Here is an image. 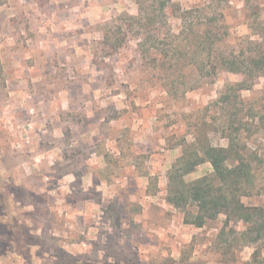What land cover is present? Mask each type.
Segmentation results:
<instances>
[{"label": "rangeland", "instance_id": "374dc122", "mask_svg": "<svg viewBox=\"0 0 264 264\" xmlns=\"http://www.w3.org/2000/svg\"><path fill=\"white\" fill-rule=\"evenodd\" d=\"M138 1L0 0V264H264L167 200L195 139L264 159V0Z\"/></svg>", "mask_w": 264, "mask_h": 264}, {"label": "trees", "instance_id": "16d2710c", "mask_svg": "<svg viewBox=\"0 0 264 264\" xmlns=\"http://www.w3.org/2000/svg\"><path fill=\"white\" fill-rule=\"evenodd\" d=\"M158 1L160 9L166 15V9L170 6L175 7L173 15L177 14L173 0ZM138 3L141 8V1ZM252 62L257 68L264 70V51L255 55ZM193 145L183 152L168 172V202L177 208L194 205V223L200 227L208 219L225 212L228 217H236L245 223L243 235L247 240L250 238L251 243L264 242V204L247 205L243 201L245 196L264 193L261 173L264 159L257 153L240 149L234 140L221 146L198 138ZM206 162L211 165L210 172L193 180L186 179V175ZM257 253L258 248L255 256Z\"/></svg>", "mask_w": 264, "mask_h": 264}]
</instances>
